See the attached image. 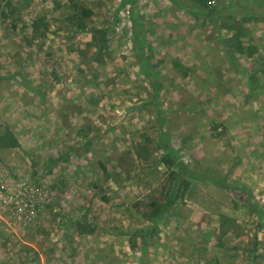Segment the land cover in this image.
<instances>
[{"label":"rangeland","instance_id":"rangeland-1","mask_svg":"<svg viewBox=\"0 0 264 264\" xmlns=\"http://www.w3.org/2000/svg\"><path fill=\"white\" fill-rule=\"evenodd\" d=\"M79 1L108 31L101 62L65 24L68 0H15L16 28L0 17V130L21 144L0 150V264H264V0H213L208 14L192 0ZM42 14L47 37L28 45ZM237 30L254 54L230 47ZM162 144L252 206L186 174L178 213L146 221Z\"/></svg>","mask_w":264,"mask_h":264},{"label":"trees","instance_id":"trees-1","mask_svg":"<svg viewBox=\"0 0 264 264\" xmlns=\"http://www.w3.org/2000/svg\"><path fill=\"white\" fill-rule=\"evenodd\" d=\"M68 1V10L64 16L65 24L71 29V35L82 33L90 34L91 38L87 45L95 49L94 59L101 62V59L108 55L109 40L107 29L104 26L91 24V16L93 15L91 7L85 5L79 0ZM192 1L194 7L206 11L207 14L210 12L209 8L212 6L211 2L213 0ZM17 9L18 5H16L15 0H0V17L3 20L10 19L11 25L14 28H16L17 23L21 21V17L18 14L13 17L14 12ZM190 12L196 17L200 15L197 11ZM246 20L249 19H243V21ZM29 27L31 28L32 35L29 38H25V41L28 45H31L34 39H44L47 37L50 24L46 15L42 14L35 16L31 20ZM243 34L245 33L241 30H237L233 33L232 38L235 39V42L232 43L230 47H233L234 51L239 55H252L255 53V46L252 44L247 46L246 44H243L239 39ZM149 142L150 139L145 137L143 144H139L135 148L134 154L138 160L143 162L150 160L151 154L148 151ZM20 146L21 144L18 137L9 127L0 130V150L19 148ZM159 147L163 152L158 158V163L165 168V172L163 174V179L153 190V196L149 199L148 204L146 205V208L148 209L147 212L143 214V217L149 223H152L160 217L164 219L180 209L191 184L186 174L201 179L212 186L222 188L233 194L239 201L246 203L248 206H252L250 194H248L243 186L229 182L224 175H219L217 170L211 169L209 166H202L197 162L194 163L191 169H189L185 163L176 160V157H174L169 146L162 144ZM242 193H245L247 196L244 197ZM93 231L94 228L91 224H77V232L79 234H91ZM129 245L132 249L136 247L133 237L129 238ZM255 249L256 246L253 247L251 252H254Z\"/></svg>","mask_w":264,"mask_h":264},{"label":"crops","instance_id":"crops-1","mask_svg":"<svg viewBox=\"0 0 264 264\" xmlns=\"http://www.w3.org/2000/svg\"><path fill=\"white\" fill-rule=\"evenodd\" d=\"M200 182L203 183L204 181L202 182V180H201ZM205 183H206V182H205ZM202 186H204V187H206V188H207V187H212V186L207 185V184H202ZM202 186H201V187H202ZM212 188H213V191H214V192L220 191L218 187H212ZM207 189H208V188H207ZM196 190H197V189H196ZM208 191H209V189H208ZM209 192H210V191H209ZM218 193H219V192H218ZM219 195H220V194H219ZM214 197H215V196H214ZM187 205H188L189 207L192 206L191 203H188ZM192 209H193V208H191V210H192Z\"/></svg>","mask_w":264,"mask_h":264}]
</instances>
